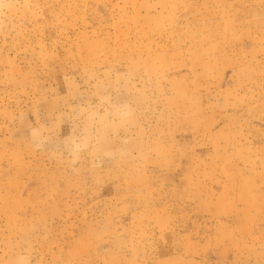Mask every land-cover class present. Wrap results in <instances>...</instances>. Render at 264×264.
I'll return each mask as SVG.
<instances>
[{
  "label": "rangeland",
  "instance_id": "374dc122",
  "mask_svg": "<svg viewBox=\"0 0 264 264\" xmlns=\"http://www.w3.org/2000/svg\"><path fill=\"white\" fill-rule=\"evenodd\" d=\"M0 264H264V0H0Z\"/></svg>",
  "mask_w": 264,
  "mask_h": 264
}]
</instances>
